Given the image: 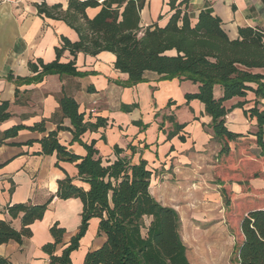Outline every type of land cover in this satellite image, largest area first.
Listing matches in <instances>:
<instances>
[{
  "label": "crops",
  "instance_id": "crops-1",
  "mask_svg": "<svg viewBox=\"0 0 264 264\" xmlns=\"http://www.w3.org/2000/svg\"><path fill=\"white\" fill-rule=\"evenodd\" d=\"M42 1L48 5L60 3L63 9L67 7V0H0V103L7 101L11 113L0 122V219L10 221L19 230L20 218H11L6 206L20 202L44 203L55 194L57 180L65 176L87 189L74 163L58 161L56 153L42 154L38 142L47 132L56 131L60 144L76 155L86 153L79 142L72 141L70 119L61 116L58 97L64 93L77 102L84 122L94 124L98 118L104 120L103 125L88 128L80 136L82 142L93 143L103 161H112L118 156L133 163L146 161L152 172L151 195L179 214V233L189 262L195 264L198 254L201 264H206L207 251L221 244L213 228L222 200L221 186L214 182L212 163L220 141L213 135L211 117L205 113L204 105L196 99L186 102L184 98L186 93L197 90V84L178 78L160 80L156 73L147 71L142 81L129 85L128 75L114 67L115 56L109 51L96 55L77 53L75 66L81 76L48 74L39 82L17 84V78L33 75L29 62L41 59L47 63L55 59V48L61 45L62 37L71 42L78 40L77 33L64 21L37 13L36 5ZM167 2L146 0L140 11V26L153 22L165 25L173 12ZM98 9L89 7L85 11L91 18ZM207 9L220 19L222 29L231 39L238 37L241 27L264 32V0H190L187 6L192 22L200 11ZM72 58L64 50L59 61ZM248 93L250 98L234 97L224 105L228 108L238 101L252 100L253 94ZM220 94L219 86H215L214 96ZM232 113L234 117H229L226 127L241 134L251 130L249 136L254 138L255 121L247 118L240 108ZM41 120H45V132L21 129L12 137L3 136L14 125L32 126ZM174 123L183 124V128L168 137ZM114 147L121 152L116 154ZM238 187L235 183L232 190ZM81 211L78 198L54 196L42 219L30 224L29 238L21 244L0 245L1 262L48 264V255L41 247L52 241L50 226L58 222L65 229L64 245L56 250L59 254L76 233ZM98 221L97 218L88 221L78 249L70 254L71 264H82L86 252L97 249L105 241V235L98 232ZM214 235L217 237L211 243L214 246L206 249L203 239L211 242Z\"/></svg>",
  "mask_w": 264,
  "mask_h": 264
},
{
  "label": "trees",
  "instance_id": "trees-1",
  "mask_svg": "<svg viewBox=\"0 0 264 264\" xmlns=\"http://www.w3.org/2000/svg\"><path fill=\"white\" fill-rule=\"evenodd\" d=\"M189 1L168 0L173 12L165 25L153 22L145 27L140 26V11L146 0H67L66 9L60 3L48 5L42 1L36 5L37 13L64 21L77 33L78 40L71 42L62 37L61 45L55 48L54 60L29 62L33 75L17 78L15 82H39L48 74L81 76L75 66L77 53L96 55L109 51L115 56L114 67L128 75L129 85L142 81L147 71L156 73L160 80L178 78L197 84V90L186 93L184 98L186 102L200 101L211 117L213 135L221 142L217 164L252 155L251 144L257 146L259 156L264 159V32L241 27L238 37L231 39L222 29L220 19L208 9L200 11L192 22L187 12ZM89 7L99 8L91 18L85 11ZM64 50L73 58L60 62ZM215 86L220 88L219 97L214 96ZM248 92L253 94L252 100L238 101L228 108L224 105L234 97L244 98ZM250 101L252 105L244 108ZM58 105L61 116L69 118L72 124V141L79 142L86 153L76 155L60 144L56 131H49L38 140L41 153H56L58 161L74 163L78 177L88 187L77 186L71 177L65 176L57 180L55 194L44 203L7 205L6 211L11 218H20L21 227L16 230L10 221L0 219V245L21 244L29 238L30 224L42 219L54 196L78 198L82 203L80 224L59 254L56 250L64 245L65 229L58 222L49 228L52 241L41 247L48 255V264H71L70 254L78 249L91 218L99 220L98 232L105 235V241L97 249L87 251L82 264H191L179 233V214L174 208L160 204L150 193L152 172L146 161L133 163L119 156L103 161L93 143L82 142L80 136L88 128L103 125L104 120L98 118L94 124L84 122L77 102L64 93L58 97ZM8 107L7 101L0 103V122L11 116ZM236 108L255 121L254 138L226 127ZM173 126L168 137L183 128V124ZM21 129L45 132V120L32 126L14 125L3 136L12 137ZM179 139L184 140L183 136ZM114 152L119 154L121 150L114 147ZM216 177L222 199L229 205L227 183L219 174ZM238 233L241 240L234 245L235 264H264V208L249 210L239 222Z\"/></svg>",
  "mask_w": 264,
  "mask_h": 264
},
{
  "label": "rangeland",
  "instance_id": "rangeland-1",
  "mask_svg": "<svg viewBox=\"0 0 264 264\" xmlns=\"http://www.w3.org/2000/svg\"><path fill=\"white\" fill-rule=\"evenodd\" d=\"M249 96L251 95L247 93L244 99L250 98ZM251 105L252 102L250 101L244 105V108ZM233 117L234 114L230 116V118ZM228 119L227 122L230 121ZM250 132L251 130L247 129L246 134L242 135L251 138L249 136ZM249 148L253 152L250 156H244L235 161L231 158L225 164H217L215 157L212 162L214 171H216L214 173V182H218L216 177L218 174L221 176V179L225 180L227 183L225 185L226 193L230 199V204L226 205L222 199L218 205V215L214 218L213 228L214 232L219 235L221 244H219V248L207 251L206 264H235L234 245L241 240V236L238 233L241 218L249 210L264 208V159L259 156V149L256 145L251 144ZM235 183H239V187L233 191L232 187ZM211 239V242H209L208 238L203 239L206 241L204 242L206 249L214 246L211 243L217 237L214 235ZM196 256L197 258L194 259V263L201 264L202 260L198 257V254Z\"/></svg>",
  "mask_w": 264,
  "mask_h": 264
},
{
  "label": "built area",
  "instance_id": "built-area-1",
  "mask_svg": "<svg viewBox=\"0 0 264 264\" xmlns=\"http://www.w3.org/2000/svg\"><path fill=\"white\" fill-rule=\"evenodd\" d=\"M99 1H102V0H99Z\"/></svg>",
  "mask_w": 264,
  "mask_h": 264
}]
</instances>
